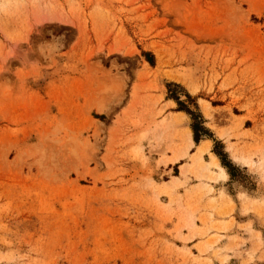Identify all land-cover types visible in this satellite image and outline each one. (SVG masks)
I'll return each mask as SVG.
<instances>
[{"label":"rangeland","instance_id":"1","mask_svg":"<svg viewBox=\"0 0 264 264\" xmlns=\"http://www.w3.org/2000/svg\"><path fill=\"white\" fill-rule=\"evenodd\" d=\"M0 264H264V0H0Z\"/></svg>","mask_w":264,"mask_h":264},{"label":"trees","instance_id":"2","mask_svg":"<svg viewBox=\"0 0 264 264\" xmlns=\"http://www.w3.org/2000/svg\"><path fill=\"white\" fill-rule=\"evenodd\" d=\"M144 55L147 58V61L150 64H153V60H152L153 59L152 58L153 56L150 53H145ZM188 98L191 100V97L190 96H188ZM176 101L178 102L180 111H184L187 114H189V115H191V116L194 117V114L188 108H186L183 103L179 102V99L176 98ZM195 121H196V117H195ZM192 130H193V133H194V142L197 145L200 143V141L203 139V137L208 138L210 140L213 139V135L209 132V130H207L206 128H203L201 123H199V124H197V123L193 124ZM201 132H203L202 136L200 134ZM218 146H221L220 142H216L215 141V149ZM214 153L218 157H220L223 167H225L228 170V174L230 175L231 181L236 180V175L234 174L236 168L233 167L232 164L227 163V161H226L227 154L219 153L216 150H214Z\"/></svg>","mask_w":264,"mask_h":264},{"label":"crops","instance_id":"3","mask_svg":"<svg viewBox=\"0 0 264 264\" xmlns=\"http://www.w3.org/2000/svg\"><path fill=\"white\" fill-rule=\"evenodd\" d=\"M179 113H175V115H178ZM202 142H204V141H201V143ZM200 143V144H201ZM196 152V147H194V151H193V153L191 154V156L194 154ZM210 152H211V149H210ZM205 156H207L208 158H209V161L208 162H210L211 161V158H210V154H205L204 156H203V159L205 158ZM221 164V163H220ZM244 167H246V166H244ZM217 173H218V171H217ZM229 183H230V177H229V175H228V177L227 178H225V179H220V180H218V181H216V182H213V183H211L212 184V187L214 188V190L215 191H217L218 193H223V195H224V197H226V199L225 200H229L230 199V201H232L233 203H234V205H236L235 203V200L233 199V196H231L229 193H228V189H229ZM235 186H237V184H232V187H235ZM238 200H239V198H238ZM227 204H229L228 202H227ZM236 207H237V205H236Z\"/></svg>","mask_w":264,"mask_h":264},{"label":"bare ground","instance_id":"4","mask_svg":"<svg viewBox=\"0 0 264 264\" xmlns=\"http://www.w3.org/2000/svg\"><path fill=\"white\" fill-rule=\"evenodd\" d=\"M192 144H193V142L190 140L189 142H188V144H187V147L188 148H190L191 146H192ZM207 148H205V150L207 149L208 150V147H209V145L207 144V146H206ZM204 149L203 150H201L200 152H199V154H202V151H205ZM197 154V153H196ZM199 156V155H198ZM179 158H181V157H179ZM199 158V157H198ZM214 159H215V162H216V164L218 165L219 164V161H218V159L216 158V157H213ZM183 168V167H182ZM199 168V167H198ZM224 170V169H223ZM184 171V170H183Z\"/></svg>","mask_w":264,"mask_h":264}]
</instances>
